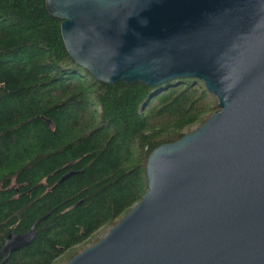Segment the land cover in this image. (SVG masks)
<instances>
[{
  "label": "water",
  "instance_id": "1",
  "mask_svg": "<svg viewBox=\"0 0 264 264\" xmlns=\"http://www.w3.org/2000/svg\"><path fill=\"white\" fill-rule=\"evenodd\" d=\"M108 84L196 78L220 110L153 150L143 199L64 264H264V0H46ZM72 173L63 177L61 182ZM10 233L0 264L30 245Z\"/></svg>",
  "mask_w": 264,
  "mask_h": 264
},
{
  "label": "trees",
  "instance_id": "2",
  "mask_svg": "<svg viewBox=\"0 0 264 264\" xmlns=\"http://www.w3.org/2000/svg\"><path fill=\"white\" fill-rule=\"evenodd\" d=\"M219 109L196 78L104 83L46 0H0V250L40 220L5 264H63L98 242L143 199L153 150Z\"/></svg>",
  "mask_w": 264,
  "mask_h": 264
},
{
  "label": "rangeland",
  "instance_id": "3",
  "mask_svg": "<svg viewBox=\"0 0 264 264\" xmlns=\"http://www.w3.org/2000/svg\"><path fill=\"white\" fill-rule=\"evenodd\" d=\"M220 110V109H219ZM219 110H217V111H219ZM217 111H215V112H217ZM213 114V113H212ZM211 114V115H212ZM210 115V116H211ZM204 124V123H203ZM202 124V125H203ZM202 125H195V126H193L192 127V129H191V131L192 130H194V129H196V128H199L200 126H202ZM110 229H107V230H102V231H100L99 233H98V237H99V239H101L102 237H104L107 233H108V231H109ZM91 245H93V242H91V243H88V244H86L85 246H82L81 247V251H83L84 249H86L87 247H89V246H91ZM80 251V252H81ZM77 255V254H76ZM68 262V261H67ZM66 263V262H65ZM64 264V263H63Z\"/></svg>",
  "mask_w": 264,
  "mask_h": 264
}]
</instances>
